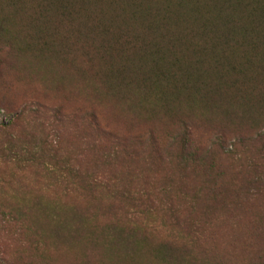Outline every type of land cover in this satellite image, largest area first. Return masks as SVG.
<instances>
[{"label": "rangeland", "instance_id": "374dc122", "mask_svg": "<svg viewBox=\"0 0 264 264\" xmlns=\"http://www.w3.org/2000/svg\"><path fill=\"white\" fill-rule=\"evenodd\" d=\"M90 74L77 77L69 63L47 67L0 51V258L8 264H128L104 247L99 228L114 218L139 224L144 218L148 242L136 264H160L150 251L158 241L170 243L177 256L187 258L181 253L187 249L193 257L163 264H264V111L255 123L205 121L182 107L166 119L94 94ZM35 105L93 113L102 126L128 137L150 133L158 151L142 140L123 155L100 158L82 127L61 125L48 114L34 117ZM182 141L203 151L187 160ZM102 173L134 193L123 209L87 187L89 174ZM36 200L59 205L62 217L72 208L83 229L52 240L40 233L43 227L34 233L7 220L5 202L20 201L42 221L44 214L32 209Z\"/></svg>", "mask_w": 264, "mask_h": 264}, {"label": "trees", "instance_id": "16d2710c", "mask_svg": "<svg viewBox=\"0 0 264 264\" xmlns=\"http://www.w3.org/2000/svg\"><path fill=\"white\" fill-rule=\"evenodd\" d=\"M2 49L47 67L69 63L77 77L88 71L94 94L148 115L171 119L182 107L205 121L217 116L255 123L264 111V0H0ZM32 108L34 117L48 114L61 125L82 127L100 158L123 155L142 140L158 151L150 133L144 139L117 134L93 113ZM182 132L189 135L188 127L182 126ZM199 147L181 143L190 161V153L203 151ZM87 187L121 209L134 194L110 173L89 174ZM4 205L7 220L34 233L43 227L40 233L52 240L83 229L72 208L70 216L62 217L59 205L36 200L32 209L44 214L41 221L20 201ZM143 224L114 218L103 222L98 233L117 261L124 256L136 264L148 242ZM175 250L163 241L150 249L160 264L173 256L185 263L193 258L187 249L181 251L187 258ZM0 264L8 263L0 258Z\"/></svg>", "mask_w": 264, "mask_h": 264}]
</instances>
